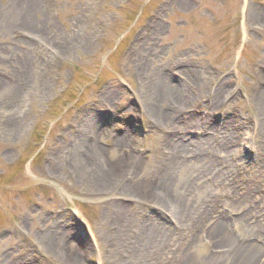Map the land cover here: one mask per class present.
Segmentation results:
<instances>
[{"label": "rangeland", "instance_id": "obj_1", "mask_svg": "<svg viewBox=\"0 0 264 264\" xmlns=\"http://www.w3.org/2000/svg\"><path fill=\"white\" fill-rule=\"evenodd\" d=\"M35 5L0 16V264H228L149 198L176 158L169 195L262 241L264 0Z\"/></svg>", "mask_w": 264, "mask_h": 264}, {"label": "bare ground", "instance_id": "obj_2", "mask_svg": "<svg viewBox=\"0 0 264 264\" xmlns=\"http://www.w3.org/2000/svg\"><path fill=\"white\" fill-rule=\"evenodd\" d=\"M35 4H36V0H21L19 4L16 3L13 5H10L9 8L5 9V11H6L5 13L3 10V13L0 16L3 17L2 19H4L8 15L13 14V15H16L17 20L18 19L21 20L20 21L21 24L22 23L26 24L25 22H27V20H29L30 13H31L32 9L35 8V6H36ZM23 26L25 28V29H23L24 31L26 30V27L30 28L29 25H23ZM166 89L167 88L164 85V83H160V90L162 91V90H166ZM228 139H230V137H228ZM189 145H192V144H189ZM227 147H229V145L227 143H225L223 145L222 144L219 145V148L221 150H223ZM196 150L197 149H195V151ZM198 161H199V158L194 157L193 160L190 161L189 163L193 162L195 164L196 163L198 164ZM81 163H83V162H81ZM100 165H98V166H100ZM211 166H207L205 168V169H207L208 173H209V170H211V172L214 170L213 168L211 169ZM90 167H92V165H90ZM180 167H183V163L180 161V159L176 158V159L172 160L163 169V172L161 174V179H159L158 182L163 184L164 180H167V182H170V183L172 182L171 184L173 185V183H174L173 182V180H174L173 179V172L176 171L177 169H179ZM100 168L102 170H105V173H107L108 170H110L109 168L105 169L103 166H101L98 168V171L100 173H101ZM212 181H213V179H212ZM172 185H171V188L169 187V189H172ZM193 185H196V184H193ZM166 186L167 185H164L163 186L164 188L163 187L161 188V187L156 185L155 190L151 191V193L149 194V196H150L149 198L153 199L154 202L161 204L162 205L161 207L162 208L165 207L164 209L167 210L168 212H170V213L173 212V214H176L177 216H179L178 218H180L182 220V222L184 221V223L186 225L189 223L193 224V221H194V223L196 224V227H194V228H201V231L203 230L207 234V237L213 239V241H215V243L218 242V243L222 244V243H227V242L231 241L229 249H227L228 251H226V253H228L231 256L230 258H227L228 264H253L255 259H257V257L262 252H264V239L262 241L260 240L258 243L253 242V243H249V244H245V245H243L240 242L238 243V241L236 242L235 239L230 236V233L227 230V222H224V220H226V218L223 217V215L221 213L220 214L214 213L215 216H213L214 214H212V216L210 215V217L215 218V220L213 221V225H209L208 223H209L210 219H205L203 216L198 214L196 211H195L196 213H194L192 211L191 206L189 205V201H190L189 197L190 196H189V194H187V192L183 193L182 197L178 198V196H171V194L169 195L170 190L167 189ZM245 203L249 204L250 202L245 201ZM204 215H206V214H204ZM204 221L206 223H203ZM176 222H178V221H176ZM188 226H190V225H188ZM208 226H209V228H208ZM256 227L259 228L257 230L258 231L257 233L261 234L264 237V224H260ZM194 228H193V226H191L190 231L194 230ZM120 234L121 233L117 234L116 236H119ZM164 244H165V242H164ZM165 248H168V247H165ZM181 250H179V252L175 253V257H177V259L178 258L181 259V261H179L180 264H193L192 258L190 257V255L188 253L189 250L184 249V250H182V252H180ZM187 253H188V255H187ZM182 261H185V262H182Z\"/></svg>", "mask_w": 264, "mask_h": 264}]
</instances>
